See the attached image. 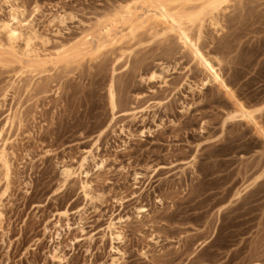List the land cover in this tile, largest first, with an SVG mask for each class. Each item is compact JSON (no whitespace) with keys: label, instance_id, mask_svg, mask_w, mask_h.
Returning a JSON list of instances; mask_svg holds the SVG:
<instances>
[{"label":"rangeland","instance_id":"374dc122","mask_svg":"<svg viewBox=\"0 0 264 264\" xmlns=\"http://www.w3.org/2000/svg\"><path fill=\"white\" fill-rule=\"evenodd\" d=\"M128 2L0 0V20L19 6L37 35L28 58L25 43L13 52L0 36V264H264L263 135L229 118L222 89L195 86L205 73L173 32L132 38L121 23L107 37ZM216 19L204 50L247 106L263 104L264 0H233ZM162 67L163 78L142 79ZM87 148L105 159L90 162L88 197L80 177L64 185L60 173Z\"/></svg>","mask_w":264,"mask_h":264},{"label":"bare ground","instance_id":"6f19581e","mask_svg":"<svg viewBox=\"0 0 264 264\" xmlns=\"http://www.w3.org/2000/svg\"><path fill=\"white\" fill-rule=\"evenodd\" d=\"M233 0H134V2H128L121 5V10L116 12L114 17L104 23L103 32L107 37H112L115 27L121 23H127L129 25V32L124 36H131L135 38L140 30L151 31L154 34H158L160 30L164 32H173L177 39H180L182 45L189 49L202 67L206 78L202 80L200 84H195L198 88L200 86L205 87L208 84H213L222 89L224 94L228 95L232 101L235 110L229 114L231 120L241 118L247 123L251 124L258 132L264 137V127L261 125L257 113L264 109V103L258 106L250 107L243 102L241 98L234 92L230 84L222 75V59L217 55H213L206 52L201 44L203 28L207 21H210V25L215 26L219 23L216 19L217 14L227 9V6ZM10 18L7 21L0 20V36L3 35L8 41V47L17 52L18 42L25 43V49L23 51L24 57H32L33 51V39L37 36L34 30L31 20L24 19L26 10L15 5H11ZM141 7V8H139ZM67 18L66 14L58 13L54 16L53 22L64 23ZM92 39V37H91ZM91 39H87L84 43V48L78 47H62L58 52V56L66 58L70 52L74 49L77 52H83L84 49L89 47ZM0 46L6 47L0 37ZM100 45L98 48H101ZM24 63V61H22ZM31 67H34L31 65ZM165 67H162L160 72L157 70H151L148 75H142L143 80H157L162 77ZM190 88L193 85L190 84ZM110 103L113 111L117 109V96L115 95L114 82L112 81L109 87ZM142 111H134L135 117ZM123 131V129H122ZM85 156L80 161V164L75 167L72 165H63L61 169V176L63 184H67L70 179L80 177L82 189L86 196H89V176L91 169L89 168L90 162L93 161L94 165L98 168H102L105 163L104 158L98 157L92 148H87L84 151ZM1 162L3 164L5 173L9 176L10 166L8 162L2 157ZM2 212H0V216ZM60 219L55 222V225L61 226L62 218H69V211L60 212ZM123 218H121L122 220ZM69 224V223H68ZM112 235L117 238H121L120 233H116L118 227L116 223L111 221L108 225ZM47 232H52L48 227L45 228ZM61 236L60 231L58 237Z\"/></svg>","mask_w":264,"mask_h":264}]
</instances>
